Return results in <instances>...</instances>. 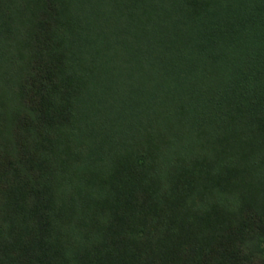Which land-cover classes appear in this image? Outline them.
I'll return each mask as SVG.
<instances>
[{
    "label": "trees",
    "instance_id": "trees-1",
    "mask_svg": "<svg viewBox=\"0 0 264 264\" xmlns=\"http://www.w3.org/2000/svg\"><path fill=\"white\" fill-rule=\"evenodd\" d=\"M0 264H264V0H0Z\"/></svg>",
    "mask_w": 264,
    "mask_h": 264
}]
</instances>
